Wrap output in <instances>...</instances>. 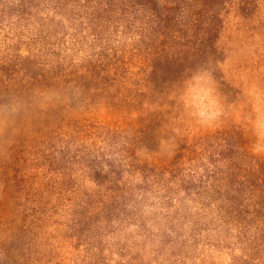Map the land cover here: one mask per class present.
I'll use <instances>...</instances> for the list:
<instances>
[{
    "label": "rangeland",
    "instance_id": "obj_1",
    "mask_svg": "<svg viewBox=\"0 0 264 264\" xmlns=\"http://www.w3.org/2000/svg\"><path fill=\"white\" fill-rule=\"evenodd\" d=\"M193 1L0 0V264H264V0Z\"/></svg>",
    "mask_w": 264,
    "mask_h": 264
},
{
    "label": "trees",
    "instance_id": "obj_2",
    "mask_svg": "<svg viewBox=\"0 0 264 264\" xmlns=\"http://www.w3.org/2000/svg\"><path fill=\"white\" fill-rule=\"evenodd\" d=\"M214 1L216 2V0H214ZM215 2L214 3H210L207 0H205V1L196 0L195 2L193 1V2L189 3V6H191L190 4H193V6H194L193 9L194 10L197 9V13H199L200 9L203 8V7H200L201 4H203V6L207 5L208 6V10H210V12H211V14L209 13V15H207V16L198 15V18H199L200 21H201V19H200L201 16L204 17V21L207 20L206 21V26H205V31H204V34L206 36V41L209 40V39H212L211 38V30L214 28V24H215L214 23L215 19H214V16H213V9H214ZM137 3L142 6V2L141 1L137 2ZM166 14H168V11H164V15H166ZM151 18L152 19H157L158 18L161 22L163 20L168 19V17H160V15H154V14H153V16H151ZM213 36H214V33H212V37ZM216 133H218V132H216ZM216 133H207V134L201 135L200 138L203 141H210V140L214 139V137L217 135ZM219 134L221 135V133H219ZM235 148L238 149L239 147L235 146ZM239 149H242L243 151H245L243 148H239ZM229 151L233 155L235 150H231L230 149ZM191 152H192V149L189 150V151L185 150V153L188 154V155H190ZM218 155L216 154L215 157H213L212 159L210 157V159H211L210 164L213 163V164H211V166L214 167V165L217 164V162H225L226 163V160H228L227 158H223L222 156L218 157ZM230 158H231V156H230ZM241 160H247L250 164H253V163L259 164V162H260L258 157H256V156L254 157V156L250 155L249 153H247V151H245V153H242ZM233 166L236 167V165H233ZM221 171H222L221 167L215 166L214 169H207L204 174L206 176H208V174L218 175V173H220ZM249 172L251 173V171H249Z\"/></svg>",
    "mask_w": 264,
    "mask_h": 264
}]
</instances>
